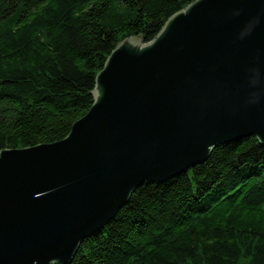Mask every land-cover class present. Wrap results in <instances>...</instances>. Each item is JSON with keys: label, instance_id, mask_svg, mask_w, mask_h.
<instances>
[{"label": "water", "instance_id": "obj_1", "mask_svg": "<svg viewBox=\"0 0 264 264\" xmlns=\"http://www.w3.org/2000/svg\"><path fill=\"white\" fill-rule=\"evenodd\" d=\"M93 95L63 141L0 153V264H70L142 186L264 145V0L195 1L121 43Z\"/></svg>", "mask_w": 264, "mask_h": 264}, {"label": "trees", "instance_id": "obj_2", "mask_svg": "<svg viewBox=\"0 0 264 264\" xmlns=\"http://www.w3.org/2000/svg\"><path fill=\"white\" fill-rule=\"evenodd\" d=\"M197 0H0V153L66 139L125 40L156 39ZM70 264H264V145H222L144 185Z\"/></svg>", "mask_w": 264, "mask_h": 264}, {"label": "clouds", "instance_id": "obj_3", "mask_svg": "<svg viewBox=\"0 0 264 264\" xmlns=\"http://www.w3.org/2000/svg\"><path fill=\"white\" fill-rule=\"evenodd\" d=\"M261 99H262V93L261 92H256L253 94V99H252V103H259L261 102Z\"/></svg>", "mask_w": 264, "mask_h": 264}]
</instances>
